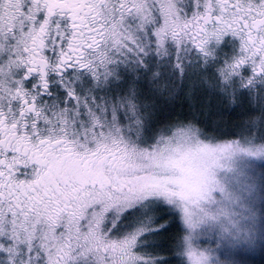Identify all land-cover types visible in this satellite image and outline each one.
Masks as SVG:
<instances>
[{
	"label": "snow or ice",
	"instance_id": "obj_1",
	"mask_svg": "<svg viewBox=\"0 0 264 264\" xmlns=\"http://www.w3.org/2000/svg\"><path fill=\"white\" fill-rule=\"evenodd\" d=\"M0 264H264V0H0Z\"/></svg>",
	"mask_w": 264,
	"mask_h": 264
},
{
	"label": "trees",
	"instance_id": "obj_2",
	"mask_svg": "<svg viewBox=\"0 0 264 264\" xmlns=\"http://www.w3.org/2000/svg\"><path fill=\"white\" fill-rule=\"evenodd\" d=\"M178 111H182L184 113H187L188 109L184 108V109H179ZM216 111L217 110L215 108H213V109L205 108L204 115H200L199 113H196V115L198 116L199 120L205 122L209 126H215L216 123L220 122V117L213 114ZM237 123H239V119L237 118V116L235 114L230 115V116L224 115L223 124L227 128H231L234 125H236Z\"/></svg>",
	"mask_w": 264,
	"mask_h": 264
},
{
	"label": "rangeland",
	"instance_id": "obj_3",
	"mask_svg": "<svg viewBox=\"0 0 264 264\" xmlns=\"http://www.w3.org/2000/svg\"><path fill=\"white\" fill-rule=\"evenodd\" d=\"M179 109H177V111H178Z\"/></svg>",
	"mask_w": 264,
	"mask_h": 264
}]
</instances>
